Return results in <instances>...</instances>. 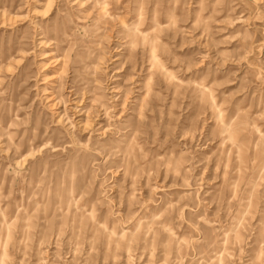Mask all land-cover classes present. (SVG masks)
Returning a JSON list of instances; mask_svg holds the SVG:
<instances>
[{"label":"rangeland","instance_id":"obj_1","mask_svg":"<svg viewBox=\"0 0 264 264\" xmlns=\"http://www.w3.org/2000/svg\"><path fill=\"white\" fill-rule=\"evenodd\" d=\"M0 264H264V0H0Z\"/></svg>","mask_w":264,"mask_h":264},{"label":"bare ground","instance_id":"obj_2","mask_svg":"<svg viewBox=\"0 0 264 264\" xmlns=\"http://www.w3.org/2000/svg\"><path fill=\"white\" fill-rule=\"evenodd\" d=\"M167 77V76H166Z\"/></svg>","mask_w":264,"mask_h":264}]
</instances>
